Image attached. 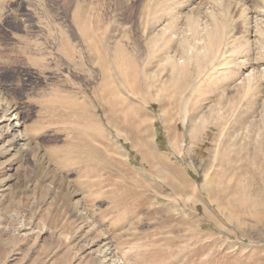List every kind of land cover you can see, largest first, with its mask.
Segmentation results:
<instances>
[{
  "label": "rangeland",
  "instance_id": "obj_1",
  "mask_svg": "<svg viewBox=\"0 0 264 264\" xmlns=\"http://www.w3.org/2000/svg\"><path fill=\"white\" fill-rule=\"evenodd\" d=\"M258 1L0 0V264H264Z\"/></svg>",
  "mask_w": 264,
  "mask_h": 264
},
{
  "label": "bare ground",
  "instance_id": "obj_2",
  "mask_svg": "<svg viewBox=\"0 0 264 264\" xmlns=\"http://www.w3.org/2000/svg\"><path fill=\"white\" fill-rule=\"evenodd\" d=\"M191 1V0H190ZM258 2H260V6H258L257 7V9H256V12L258 13V14H264V0H259ZM189 3V2H188ZM253 3V2H252ZM258 4V3H257ZM192 6V5H191ZM184 7V6H183ZM253 77V76H252ZM250 78V77H249ZM228 79H229V76H228ZM14 110H13V114L16 116V117H18L19 116V112H18V110L16 109V108H13ZM229 160V159H228ZM232 160H234V159H232ZM231 160V161H232ZM229 163H231V164H233L232 162H229ZM231 164H228L229 166H231ZM172 186V185H171ZM170 186V187H171ZM178 188V187H177ZM176 188V189H177ZM172 190H173V188H172ZM183 190V189H182ZM182 193H183V191H182ZM185 193V192H184ZM194 198H196L195 200H194V202H199L198 200V197H197V195L195 194V197ZM188 203V202H187ZM199 225H201L202 226V224L201 223H199Z\"/></svg>",
  "mask_w": 264,
  "mask_h": 264
}]
</instances>
